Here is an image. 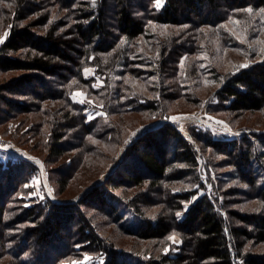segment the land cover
<instances>
[{"label": "trees", "instance_id": "16d2710c", "mask_svg": "<svg viewBox=\"0 0 264 264\" xmlns=\"http://www.w3.org/2000/svg\"><path fill=\"white\" fill-rule=\"evenodd\" d=\"M1 2L12 6L10 12L2 11L7 15L5 23L12 26L0 47V71L22 74L1 85L0 90L23 97L31 93L35 102L2 99L21 113H29L45 103H66L70 111L61 117L65 122L52 123L48 156L60 158L80 148L82 155L79 153L73 158L76 162L85 154H98L103 159L107 156L106 150L92 144L90 139L116 147L124 143L125 130L113 116L155 108L138 104L135 98L125 95L126 92L123 95L126 100L119 102L116 108L117 104H111L107 97L113 94L116 97L118 90L94 89L96 79L85 78L86 66L97 65V76L109 75L113 72L109 70L119 65L127 69L134 63L132 56L140 54L133 47H121L122 41L144 37L152 22L187 26L186 31L192 35L193 30L215 28L231 18H243L249 8L264 7V0H166L161 10H156L155 0H95L94 4L92 0ZM51 8L57 9V13L66 11L68 19L66 15L52 19ZM2 9L0 7V11ZM184 34L185 39L182 34L165 45L157 67L161 84L172 85L174 89L177 83L169 79L176 69L171 62L194 51L193 36ZM129 73L133 74L134 70ZM135 73L140 75L139 70ZM222 77L216 94L219 103L210 105L213 113H222L231 121L230 117L264 110V63L249 65ZM82 87L98 103L104 101L105 115L88 120L85 108L72 96ZM178 97L181 98L179 92L173 91L165 99L170 102ZM191 137L207 156L212 151V157H225L224 161L240 176L239 179L236 175L233 177L252 189L250 193H241L240 189L235 193L249 196L250 200L255 198L257 206L237 212L227 199L221 211L215 200L204 195L180 219L176 213L182 214L184 203L192 200L204 185L197 175L194 146L176 126L166 123L147 131L127 147L123 161L108 178L107 186L93 188L74 203L55 202L50 198L29 200L24 186L38 167L24 159L0 161L1 264L5 259H8L7 264H71L84 254L102 259V264H264V134L224 142L215 140L209 130L198 128ZM73 139L77 143H73ZM130 158L136 169H127L124 177L118 175L125 159ZM74 162L72 160V164ZM255 167L257 170L252 172ZM245 168L249 169L248 173L244 172ZM59 182L65 187L62 179ZM179 183H187L191 190L184 192V188L178 187ZM123 186L128 190L134 187L137 196L127 200V194L119 193ZM196 186L197 190H193ZM226 191L223 190L225 197L234 193L226 194ZM158 204L162 205L161 210L148 216L147 210ZM91 208L104 212L97 217L96 225L88 215ZM129 216H135L138 222L128 225ZM108 221L124 235L142 241L163 243L176 233L181 243L166 253L137 257L101 235L99 228Z\"/></svg>", "mask_w": 264, "mask_h": 264}, {"label": "rangeland", "instance_id": "374dc122", "mask_svg": "<svg viewBox=\"0 0 264 264\" xmlns=\"http://www.w3.org/2000/svg\"><path fill=\"white\" fill-rule=\"evenodd\" d=\"M165 1L161 0L160 6L156 7V10H161ZM0 7L4 8L0 11L1 47L7 40L12 26L11 23H5L7 15L2 11L10 12L12 6L6 2H1ZM51 9L53 10L52 19L65 18V15L68 19L66 11L57 13V9ZM249 9H251V12L246 11L247 15L243 18H231L217 24L215 28L208 26L201 31L200 29L196 32L193 30L191 31L192 35L186 31L187 26H171L152 22L149 24L144 37L134 41L125 40L121 43V47H133L140 54L139 57L132 56L134 63L130 67L126 69L124 68L125 65H119L114 67V70H109V72L113 71L111 74L107 75L105 73L102 76L96 75L97 65H88L84 68L83 72L86 79H96V82L92 85L94 89L118 90L117 99L114 94L113 97H107V99H111V104H117L116 108L120 106L119 102L126 100L123 96L125 92V95L135 98L138 104L153 105L155 107L154 109L153 107L150 109L145 108L141 112L113 116V119L125 130V141L118 147L115 144L108 143L106 145L95 139H90L92 144L98 145L101 150H106L107 156L104 159L98 154L92 156L85 154L82 156L81 161L76 162L73 158H77L79 153L82 155L80 148L70 151L60 158H55L52 155L49 157L48 142L52 132V123L55 124L58 120L65 122L64 118L61 119V117H64L63 114L70 111L69 106L62 101H56L49 105L45 103L41 108L40 106H34L35 110H31L29 113H21L17 107L7 106L2 98L35 102L34 96H31V93L27 97L15 96L0 90V161L6 163L10 160L24 159L38 167L24 186L28 190L29 200L44 201L46 198H50L55 202L74 203L85 197L93 188L106 185L110 175L123 161L129 145L133 144L147 131L170 123L176 126L183 137L194 146L198 160L197 175L201 184L204 185L203 188L198 189L193 199L190 200L191 202L184 203V212L179 215L180 219H183L185 216L183 214L188 212L190 207L204 195L213 201L215 200L219 210H221L224 201L227 199L230 202L229 205H232L237 212H245L246 208H254L259 204L255 198L250 200L249 196H241L235 193L237 189L242 190L241 193H250L252 190L249 186L240 184L233 177V175H236L238 179L240 178L236 169L228 166L224 161V156L212 157V151L208 155L211 156L209 158L191 137L192 132H198V128L209 130L215 140L224 142L264 134V110L243 114L240 117H230L231 121L227 120L226 115L213 113L210 110V105L213 106L219 103L216 94L222 83V76L227 73H235L249 65L264 63V11H262L264 7ZM184 32L189 37L193 36L191 47L194 51L191 54L179 57V59H176L177 62H171L176 69L169 79L177 83V88L174 89L172 85L161 84L157 67L160 61V53L165 45L173 38L182 36V34L183 39H185L186 34ZM242 65L246 66L242 67ZM130 70H134V73H129ZM135 70H139L140 75H137ZM125 72H128V74H124ZM20 74L22 73H4L0 71V86L5 85L9 80L20 76ZM166 88L167 90H165ZM172 90L178 91L181 98L178 97L169 102L165 98L173 92ZM101 95L107 94L101 93ZM72 96L75 102L85 108L88 120L105 115L102 110L104 101L98 103L85 87L75 90ZM35 104L38 105V103ZM73 143H77V141L73 139ZM72 160L75 161L73 164ZM72 169H75L73 174ZM127 169H136L131 158L125 159V163L118 170V175L124 177ZM248 170V168H245L244 172L248 173ZM254 170H257V167L252 172ZM60 179H62L65 187L60 184ZM163 183L166 186L167 183ZM178 187L184 188V192L191 190L187 183H179ZM196 188L198 186L193 190H197ZM228 188H232L231 191ZM133 189L135 188L128 190L123 186L119 189V193L127 194L125 195L127 200H129L128 197H131L132 200L138 193L136 189L137 193L134 194ZM224 189H227L226 194L229 192L234 193L225 197ZM160 206L162 207L161 204H158L155 208L148 209V216L158 213ZM88 211H90L88 213L89 217L96 225L97 217L104 212L93 210V208L88 209ZM106 216L108 215L106 214ZM106 220H109V218ZM135 220V216H129L128 225H135L138 222ZM99 229L101 235L110 242L137 257L145 256L146 258V256L166 253L171 250V247L181 243V238L176 233L170 236L173 238L168 239L167 243H160L157 240L142 241L138 238L129 237L124 235L112 221H108ZM86 257L87 259H85ZM7 260L5 259L2 264H7ZM102 263V259H93V256L89 254H84L82 259H74L71 262V264Z\"/></svg>", "mask_w": 264, "mask_h": 264}, {"label": "snow or ice", "instance_id": "6c2138e0", "mask_svg": "<svg viewBox=\"0 0 264 264\" xmlns=\"http://www.w3.org/2000/svg\"><path fill=\"white\" fill-rule=\"evenodd\" d=\"M92 2H93V4H94V3H95V0H92ZM160 2H161V0H155V4H156L157 7L160 6ZM247 11L251 12V9H248ZM262 11H264V10H262ZM244 66H246V65H242V67H244ZM176 215L179 216L180 213L177 212ZM172 238H173V237H169V239H172ZM85 259H87V257H86Z\"/></svg>", "mask_w": 264, "mask_h": 264}]
</instances>
